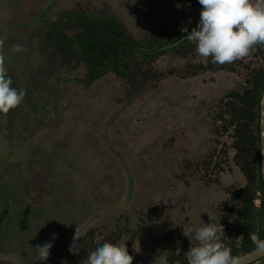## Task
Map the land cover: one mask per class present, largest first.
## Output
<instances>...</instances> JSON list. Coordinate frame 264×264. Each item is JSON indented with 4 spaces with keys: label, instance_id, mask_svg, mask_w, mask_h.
<instances>
[{
    "label": "rangeland",
    "instance_id": "obj_1",
    "mask_svg": "<svg viewBox=\"0 0 264 264\" xmlns=\"http://www.w3.org/2000/svg\"><path fill=\"white\" fill-rule=\"evenodd\" d=\"M201 9L198 0H0V58L25 91L0 112V264H82L104 241L125 242L132 264H187L183 231L216 218L232 253L256 247L253 234L264 239V45L221 65L182 39L179 53L131 55L120 63L128 77L108 68L85 84L87 65L63 62L46 38L58 17L73 23L68 34L82 31L81 16L112 17L151 50L156 38L187 35L182 26L191 32ZM53 233L41 262L36 246Z\"/></svg>",
    "mask_w": 264,
    "mask_h": 264
},
{
    "label": "clouds",
    "instance_id": "obj_2",
    "mask_svg": "<svg viewBox=\"0 0 264 264\" xmlns=\"http://www.w3.org/2000/svg\"><path fill=\"white\" fill-rule=\"evenodd\" d=\"M198 3L202 9L197 25L191 32L187 26H182L181 31L187 33L184 39L196 46L199 56L211 57L213 63L223 65L247 57L257 44L264 45V0H198ZM23 50L16 46V51ZM11 85L12 78L0 58V112L7 113L24 98L25 91ZM221 233L225 234L219 218L202 227L183 231L191 241L190 248L184 253L187 264H239V257L222 242ZM81 237L82 233L76 230L69 245L70 253L79 254L81 247L77 241ZM56 238L58 234L53 233L52 240L36 246L37 260H48ZM251 240L258 249L264 250V239L253 234ZM176 255L180 256L179 248ZM132 261L133 256L125 242L104 241L97 243L82 264H132Z\"/></svg>",
    "mask_w": 264,
    "mask_h": 264
},
{
    "label": "trees",
    "instance_id": "obj_3",
    "mask_svg": "<svg viewBox=\"0 0 264 264\" xmlns=\"http://www.w3.org/2000/svg\"><path fill=\"white\" fill-rule=\"evenodd\" d=\"M75 17L79 16L75 15ZM79 18L83 23L81 32L68 34V31H73L75 29L73 23L68 17H58L50 23L46 38L49 44L55 47V50L60 55L63 62L67 64H77L82 61L87 65L89 74L86 80H84L85 84L98 78L108 68H111L117 74L128 77V74L123 70L120 63L139 51L143 52L145 57H150L153 56L156 50L170 46L179 53L181 50L173 45L186 36L182 33H178L177 38L170 42H161L159 38H156L158 43L157 46L151 48V50H145L146 48L132 39L125 32L124 28L112 17L103 19L91 15L81 16ZM167 43L171 44L168 45ZM257 139L259 141L258 127ZM258 175L260 188L264 196V186L260 173L259 151ZM251 249L242 248L239 249L238 252L232 254L237 256Z\"/></svg>",
    "mask_w": 264,
    "mask_h": 264
},
{
    "label": "water",
    "instance_id": "obj_4",
    "mask_svg": "<svg viewBox=\"0 0 264 264\" xmlns=\"http://www.w3.org/2000/svg\"><path fill=\"white\" fill-rule=\"evenodd\" d=\"M258 136H259V154H260V173L264 186V84L259 99L258 108ZM239 264H252L264 257V250L257 247L237 255Z\"/></svg>",
    "mask_w": 264,
    "mask_h": 264
}]
</instances>
